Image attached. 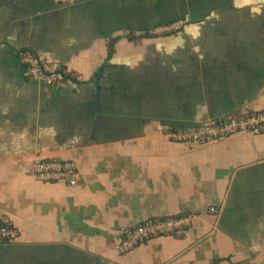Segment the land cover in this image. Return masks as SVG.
I'll return each instance as SVG.
<instances>
[{"label":"crops","instance_id":"obj_1","mask_svg":"<svg viewBox=\"0 0 264 264\" xmlns=\"http://www.w3.org/2000/svg\"><path fill=\"white\" fill-rule=\"evenodd\" d=\"M21 49L78 80H29ZM263 107L264 0H0V223L19 231L0 264H264V132L163 133ZM39 156L76 160L77 185L35 179ZM184 213V236L114 249L119 228Z\"/></svg>","mask_w":264,"mask_h":264},{"label":"built area","instance_id":"obj_2","mask_svg":"<svg viewBox=\"0 0 264 264\" xmlns=\"http://www.w3.org/2000/svg\"><path fill=\"white\" fill-rule=\"evenodd\" d=\"M190 23V17L184 16L176 21L160 24L150 30L152 35L161 36L176 33ZM24 75L31 81L46 86L62 88L78 80V75L58 59L36 54L28 49L18 53ZM264 132V107L260 110L248 109L229 117H219L212 121L191 125L166 126L163 133L169 139L184 143H204L230 137L236 133ZM30 174L43 183L64 182L75 186L78 183L79 167L76 160L62 157H36ZM218 212L215 208L211 209ZM195 213L170 215L144 219L130 227L118 230V239L114 249L127 254L149 240L160 236L182 237L193 223ZM19 237L17 227L6 219L0 223V242L12 243Z\"/></svg>","mask_w":264,"mask_h":264},{"label":"trees","instance_id":"obj_3","mask_svg":"<svg viewBox=\"0 0 264 264\" xmlns=\"http://www.w3.org/2000/svg\"><path fill=\"white\" fill-rule=\"evenodd\" d=\"M20 51V50H19ZM19 53V52H18ZM74 72V71H73ZM178 126H181V127H186V126H191V125H178Z\"/></svg>","mask_w":264,"mask_h":264}]
</instances>
